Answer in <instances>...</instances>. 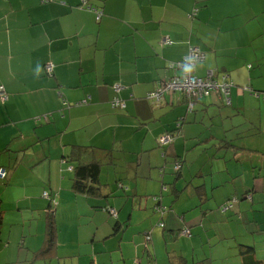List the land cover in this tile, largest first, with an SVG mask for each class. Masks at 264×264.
<instances>
[{"label": "crops", "instance_id": "0c3cea01", "mask_svg": "<svg viewBox=\"0 0 264 264\" xmlns=\"http://www.w3.org/2000/svg\"><path fill=\"white\" fill-rule=\"evenodd\" d=\"M194 8L199 10L191 20ZM189 46L204 54L196 76L213 71L233 85L230 105L215 93L199 99L192 111L177 93H165L160 105L146 98L176 74L170 66ZM48 63L51 75L44 70ZM0 86L8 93L0 102V169L5 171L0 249L8 213L54 209L56 216L75 213L77 228L86 233L77 253L67 257L70 262L134 264L141 249L138 234L150 231L154 219L159 222L156 195L169 211L163 231V237L170 233L168 243L179 229L189 227L193 235L198 227L201 242L192 246V261L204 242L212 252L218 229L210 225L217 212L224 217L221 223L244 213L247 220L239 215L237 225L252 240L242 244L261 248L264 0H0ZM113 98L124 108L113 109ZM179 123V133H170ZM164 132L176 138L160 147ZM74 147L82 149L77 158L71 157ZM93 161L100 166V192L74 193L73 169ZM176 162L181 169L173 173L167 165ZM10 186L21 190L11 202ZM46 192L55 207L42 198ZM231 198L237 203L221 212ZM105 206L114 207L116 217L103 211ZM205 228L211 233L203 240ZM128 232H134L131 238L125 237ZM29 247L19 245L18 256L20 249L38 250ZM238 254L239 249L233 264L240 263ZM59 255L56 250L48 264ZM201 255L214 261L212 254ZM174 259L173 264H187L181 251Z\"/></svg>", "mask_w": 264, "mask_h": 264}, {"label": "rangeland", "instance_id": "374dc122", "mask_svg": "<svg viewBox=\"0 0 264 264\" xmlns=\"http://www.w3.org/2000/svg\"><path fill=\"white\" fill-rule=\"evenodd\" d=\"M242 89H245L242 87ZM247 96L249 97L250 91H245ZM255 115L258 112L254 113ZM262 119L264 120V110H262ZM263 131V128H262ZM170 167V171H173V164L167 165ZM164 170V169H163ZM158 171H160L158 169ZM174 173V171H173ZM47 193V192H46ZM8 194V201L11 202L12 199L19 197L21 195V190L19 187L10 186ZM44 200L46 198L42 197ZM15 207V202L12 204ZM167 208V207H166ZM49 209H47L48 211ZM169 213L167 208V214ZM56 214V213H55ZM75 213H65L63 216H56V226L57 222L60 225V229L57 226V234L58 239L56 241L58 246L59 257H53L51 259V264H77V260L72 258H67L72 254L77 253L78 244L83 241L86 237V233L83 229L77 228L78 220L76 219L77 215H73ZM44 212L34 211L33 213H20L19 211L15 213H8L6 219V229L3 234V237L6 238V248L0 251V264H41L40 262L32 261L31 251H25L20 249V253L18 256V247L23 246L24 242L26 244H30V249L35 250L39 249L44 237ZM213 219L216 220V223L210 225V227H214L216 230L218 229V238L213 241L212 252L210 253L208 249L207 242H204L200 248L194 252V255L199 259H203L201 253L207 252L208 254H212L214 261L213 264H233L235 260L236 263L237 258V250L238 246L244 240H252V236L249 234H245V231L242 227L237 225L240 223L237 218L239 215H243V222L247 220V217L244 213L239 214H231V220L227 223H221L219 220L224 218L218 212L216 214L213 213ZM157 220L159 215H155ZM154 225L151 231L152 244L149 245V255L145 250H143V233L138 234L139 238H136L137 243L141 244V249L139 251V255L136 258L134 264H173L175 263L174 256L178 255L179 251H181V255L185 257L187 264H192L198 258L191 260V255H193L192 246L199 245L201 242L200 237L195 230L198 227H193V235L191 237H183V236H172L171 241L168 243V238L166 236L170 235V233H165L163 237V230L157 225L158 222H150ZM188 227V226H187ZM189 228V227H188ZM239 228V229H238ZM211 230L205 228L202 232L203 240L206 235H209ZM131 234L134 232H128L125 237L131 238ZM242 236V237H241ZM257 241L258 239L255 238ZM262 241V246L259 249L257 248V257L264 259V237L259 239ZM16 248V249H15ZM24 248V247H22ZM85 250L84 246L80 247V251L83 253ZM36 251V250H35ZM153 255V256H152ZM231 256H235V259H231ZM209 257L204 256V258ZM19 258V261L17 262ZM85 258V256L83 257ZM170 258V261H169ZM50 259H48L49 261ZM115 264V263H113Z\"/></svg>", "mask_w": 264, "mask_h": 264}, {"label": "trees", "instance_id": "16d2710c", "mask_svg": "<svg viewBox=\"0 0 264 264\" xmlns=\"http://www.w3.org/2000/svg\"><path fill=\"white\" fill-rule=\"evenodd\" d=\"M194 10H195V14H194L193 18H189V15L192 14L193 11L188 15V18L191 20H194L197 17V13H198L199 9L194 8ZM190 47H195V46H189V48ZM197 64H199V63H197ZM195 66H194V71H193L194 75H195V68H196ZM51 74H48V75H51ZM176 74L179 75L180 72L177 71ZM172 77H173V75L170 77V79ZM213 77H214L213 79L215 81H217L218 83H223L225 80H226V82L229 83V81L226 79V76H222L221 79H217V75L214 74ZM162 85H159L158 87H156L154 90H152V92L157 90V89H160L162 87ZM231 86H233V85H231ZM0 87L2 88V92H3L4 96L6 97L5 100H1V98H0V102L3 104L8 100V93L6 92V90L3 86H0ZM165 93H168V92H165ZM165 93L163 94V98H164ZM169 93L179 94L178 95L180 98L179 102L187 104L188 99L183 94L178 93V92H169ZM250 93H252V92H250ZM258 94H259V92H256V94H254V95L258 96ZM163 98H162V101H163ZM198 100L199 99H197L196 102H198ZM162 101L160 102V104L162 103ZM76 104L77 103L69 105L68 103H66L65 106L67 108L79 106L78 104L77 105ZM179 128H180V123H179V126L177 129L174 127L169 132L173 133L175 130V131H177V133H179ZM165 133H167V132H164L163 134H165ZM174 135H175V133H174ZM175 138H176V136H174V138L172 140H174ZM160 147H162V146H160ZM164 147H166V146H164ZM81 152H82L81 148H75L74 147L72 149V152H71V157L77 158L79 153H81ZM99 171H100V166H99V163L96 161L86 163V164L77 165L73 169L74 177H73V186H72L73 188H72V190L74 191V193L83 194V195H87L90 197H95L96 195H98V193L100 192V185H99V181H98ZM6 175H7V172H6ZM3 179L4 178H0V180H3ZM157 196L158 195L152 196L153 199L156 200V202L153 206V211H154V213H156L160 216L159 222L157 225L163 231H165L164 230V227H165L164 219L166 217L167 208L161 204L160 199ZM48 197L49 198H47V200H49V202H50V200H53L50 197V195H48ZM233 200H235V203H237V198H231V199L227 200L226 202H224L220 207L222 208L224 205L232 202ZM50 204L55 207V205H53L52 203H50ZM50 204H49V207L51 208ZM54 204H55V201H54ZM112 209L116 212L115 216L111 215V213H110V210H112ZM102 210L106 211L108 213V215L111 217H116V215H117V210L112 206L102 207ZM184 230H188L189 235H181V232H183ZM175 234H176V236L179 235V236H183V237H191L192 236L190 229L186 228V227L179 229L178 231L175 232ZM143 236H144L143 237V250H145V252H147L149 255H151V253L149 252V250H150L149 245L152 244L151 231H147L145 234H143ZM1 241H2V239H0V243H1ZM56 241H57V226H56L54 209H52V211H50V212L48 211L44 216V238H43L41 247L37 251L32 252V259L31 260L35 261V262H40L41 264H48V259H50V257L57 250ZM2 246H3L2 249L5 248L6 243L2 244ZM257 248H258V246L254 245L252 243L251 244L250 243H245V244L241 243L238 246L239 253H240V254H238V257H240V263L239 264H264V259L258 258L256 256V252L258 250ZM2 249H0V251ZM195 264H213V259L206 257L205 259H203V260H201Z\"/></svg>", "mask_w": 264, "mask_h": 264}, {"label": "built area", "instance_id": "2783aa9c", "mask_svg": "<svg viewBox=\"0 0 264 264\" xmlns=\"http://www.w3.org/2000/svg\"><path fill=\"white\" fill-rule=\"evenodd\" d=\"M195 14V10H193V13L189 15V18H193ZM100 16V13L98 14V18ZM204 60V54L199 50L197 47H190L188 50V53L185 57H183L180 61L171 64V68L174 69V71L180 72L179 75L174 74L171 79H169L166 83L162 85L160 89H157L153 92H150L147 95V99L152 102L154 105H159L162 101L163 94L165 92H178L183 94L188 100H187V106L188 110L192 111L193 106L196 103L197 99L207 97L213 93L218 94L224 98L225 104L230 105L231 101L229 98V89L231 87V84L228 82L218 83L213 78L214 72L209 71L208 74L201 78L194 75V72L191 74H185L183 69L186 64H189L191 62V65L194 67L197 63H200ZM44 70L47 74L52 73V65L50 63L45 64ZM246 89V88H245ZM114 90L118 92L119 87L114 86ZM0 98L1 100H5L6 97L4 96L2 92V88L0 87ZM79 106L84 105L85 101L78 102ZM76 104V105H77ZM110 106L113 109H123L124 103L117 98H113V100L110 102ZM175 132V131H174ZM177 132V131H176ZM174 138V134H164L160 138H158V144L159 146H167L169 145ZM174 171H179L181 169L180 162H176L173 166ZM5 177V172L3 169H0V178ZM44 198H49L47 193H43L42 195ZM50 202L54 205V201L50 200ZM235 203V200H233L230 203H227L222 208H220L221 212H227L230 209H232L233 205ZM111 215L115 216L116 212L112 209L110 210ZM181 235H189L188 230H184L181 232Z\"/></svg>", "mask_w": 264, "mask_h": 264}, {"label": "clouds", "instance_id": "9594fccd", "mask_svg": "<svg viewBox=\"0 0 264 264\" xmlns=\"http://www.w3.org/2000/svg\"><path fill=\"white\" fill-rule=\"evenodd\" d=\"M191 65V62L189 64H186L183 71L185 74H191L194 71V67L189 66Z\"/></svg>", "mask_w": 264, "mask_h": 264}]
</instances>
